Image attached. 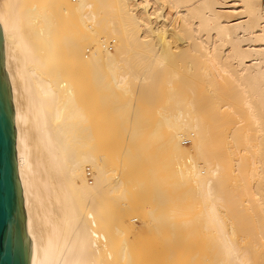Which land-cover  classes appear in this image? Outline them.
<instances>
[{
	"label": "bare ground",
	"instance_id": "bare-ground-1",
	"mask_svg": "<svg viewBox=\"0 0 264 264\" xmlns=\"http://www.w3.org/2000/svg\"><path fill=\"white\" fill-rule=\"evenodd\" d=\"M0 25L31 264H144L156 247L126 236L183 232L184 249L197 226L215 264H264V0H0ZM104 88L122 116L161 101L147 184L169 210H145L146 231L115 213L127 180L94 123Z\"/></svg>",
	"mask_w": 264,
	"mask_h": 264
},
{
	"label": "rangeland",
	"instance_id": "rangeland-1",
	"mask_svg": "<svg viewBox=\"0 0 264 264\" xmlns=\"http://www.w3.org/2000/svg\"><path fill=\"white\" fill-rule=\"evenodd\" d=\"M108 72V71H107ZM101 89V88H100ZM100 89H98L101 93H100V95L102 94V93H106V95L107 94H110V91H107L105 88L103 89V91L102 90H100ZM110 89V88H109ZM106 90V91H105ZM99 91H97V92H99ZM112 92H113V90H111ZM115 91H117V90H115ZM119 92H118V94L121 92V90H118ZM114 93V92H113ZM112 93V94H113ZM117 94V92H116V95H118ZM122 94H124V92L122 91ZM128 94V93H127ZM127 94L125 95L124 94V96H127ZM97 95H98V93H97ZM131 95H133V94H131ZM131 95H129L128 94V96L126 97V98H128V97H130ZM102 96V95H101ZM104 96V95H103ZM102 96V97H103ZM112 96V95H111ZM119 96V95H118ZM121 96V95H120ZM134 96V95H133ZM98 97H99V95H98ZM122 97V96H121ZM104 98V97H103ZM97 98V104L98 105H96V107L98 108L97 110V114H96V116H97V120H96V118H94V123H96V125H97V132L99 133V134H101V136H100V143H101V145H102V148H107V149H110V150H112V153H114V151H116V153H114V155H115V158H116V156H117V161H118V159L120 158H122L123 160H125L124 158L126 157V158H128V159H126L125 160V163H124V165H123V160H122V164H120V162L119 163H117V165L118 166H120L119 167V170L120 171H122L124 174H122L125 178V180H127V188L125 187V189H127V190H125V191H127V193L125 192V194H123V196H122V200H123V202H122V200L120 201L121 203H123V205L122 206H124V204H125V206L127 205V203H128V208H130V209H128L127 208V206H126V208H125V206H124V208L122 209V206L120 205L121 203L120 202H118V203H115V213L118 215L119 214V212H123V211H126L127 213L125 214L126 216H128L129 214H131V215H139L138 217H136L135 219H137V220H135L134 222H135V224H136V226H137V228L138 229H143V230H147V225H145L146 223H144L145 221L143 220V216L144 215H146L145 214V210H146V212H149V211H153L154 209V212L153 213H156L157 215H158V213H165V212H167L169 209V207L167 208V206L169 205V203L168 202H166L167 204H165V202L163 203L162 201H161V197L158 195H156V192H155V190L154 189H151V186L149 185V184H147V181H148V177H149V175L150 174H148V169H151L152 167H150V163H149V161H148V155H149V153H150V151H153V147H154V149H155V151H158L157 153L159 154V156L163 153V149H162V144H163V140H164V137L163 136H161V133L163 134V133H165V129L163 130L162 129V131L160 132V131H158V132H155L156 134H160V135H156V136H154V138H150V137H148V135L147 134H149V133H151V130L153 129V125H155L156 126V124H158V123H160V122H158V120L159 119H161L162 118V116H160V113L158 112V110H160V100H158V102H154V103H151V104H147V106L145 107L144 105H146V103H144V105H141V110H143L144 108H146V109H148V111H147V113H145L144 115H142V116H140L142 113H144V112H142L141 110H140V108L138 107V106H140L139 105V103L137 102V100H136V98H135V96L133 97V98H135L134 99V101L132 100V102H131V98L129 99V101H125V102H130V103H132V109H133V112L131 111V113L132 114H130V113H128L129 112V108H127V110H128V112H127V110H126V112L127 113H125V114H128V115H120V113H118V114H116L115 113V111H116V109H118V108H116L117 106H116V104L114 103V99L113 98ZM126 98H124V99H126ZM113 99V100H112ZM119 99V98H118ZM118 99H115L116 101L118 100ZM123 98H121L120 100H122ZM128 100V99H127ZM135 100H136V102H135ZM156 100V99H155ZM113 101V102H112ZM119 101V100H118ZM160 101V102H159ZM124 103V102H123ZM136 103H138V105L136 106ZM160 105H158V104ZM157 104V105H156ZM114 105V106H113ZM135 106H136V109H139V111L141 112V114L138 112V111H136V109H135ZM143 106H144V108H143ZM156 106V107H155ZM129 107L131 108V105H129ZM157 107H158V109H157ZM160 107V108H159ZM114 109V110H113ZM134 109H135V112H138L139 114H135L134 113ZM118 111V110H117ZM120 111V110H119ZM118 111V112H119ZM145 111V110H144ZM110 112V113H109ZM125 112V111H124ZM146 112V111H145ZM113 114V115H112ZM136 116H138V117H136V118H140V117H143L142 118V120L141 119H138V121H136L137 119L136 118H133L135 115ZM95 116V117H96ZM129 116H131V117H129ZM129 117V118H128ZM161 117V118H160ZM107 118V119H106ZM131 118V119H130ZM134 121H133V120ZM151 119H153V120H151ZM162 120H163V118H162ZM140 125V123H141V126H143L144 128H145V130H144V128L142 129V131H141V133H140V135L137 137H130V134H134L135 132V129L132 127V124L134 125L136 122ZM134 122V123H133ZM137 123H136V125H137ZM119 124V125H118ZM131 124V125H130ZM129 125V129H128V126ZM134 126V127H137V126H139V125H137V126ZM159 125H161V124H158V126ZM164 126H165V124H163ZM163 125H161L162 127L161 128H163ZM147 126H149V127H147ZM127 127V128H126ZM148 128V130H147V128ZM101 128V129H100ZM160 128V127H159ZM129 130L128 132L126 131V130ZM131 129H133V131H132V133L130 132L131 131ZM151 129V130H150ZM108 130V131H107ZM127 132V135H125V133ZM113 133V134H112ZM111 134V135H110ZM142 134V135H141ZM150 135V134H149ZM109 136V137H108ZM116 136V137H115ZM103 137H105V138H103ZM129 137V138H128ZM107 138H108V140H107ZM147 139V140H146ZM162 140V141H161ZM106 142V143H105ZM107 144L109 145V146H107ZM189 142H187V143H185L184 145H186V146H189ZM120 146V147H119ZM145 146V147H144ZM159 146V147H158ZM113 147V148H112ZM124 147H127L126 149H128V150H126V152L125 153H123L122 155H123V157H121L122 155H120L121 154V152H122V150H124L125 148ZM143 147V148H142ZM120 148V149H119ZM151 148V149H150ZM156 149H158V150H156ZM162 149V150H161ZM160 150V151H159ZM155 151H153L155 154H156V152ZM160 152V153H159ZM129 153V154H128ZM185 153V152H184ZM191 154H192V152H190ZM186 154H188V152H186L185 153V155ZM128 155V156H127ZM127 161V162H126ZM174 162L175 161H173V164H174ZM127 164V165H126ZM149 164V165H148ZM145 165H146V167H145ZM125 166H126V168H125ZM139 168V169H138ZM143 168V169H142ZM173 168V165H171L170 167H168L167 169H163V170H161L160 171V176H161V174H165L166 173V171L167 170H171ZM127 170V171H126ZM129 170V171H128ZM134 171V172H133ZM143 172V173H142ZM130 174V176H129V174ZM137 173V174H136ZM138 173H140V174H138ZM146 175V176H145ZM129 176V178H127V177ZM142 178H141V177ZM134 177H137V179L135 180V178ZM138 177H139V179H138ZM147 177V178H146ZM144 178V179H143ZM177 179V178H176ZM179 179V178H178ZM134 180V181H133ZM141 181V182H140ZM137 182H139V185H140V187H139V185H138V183ZM136 184L138 185V187H135L136 186ZM132 185H133V187H132ZM135 185V186H134ZM180 185V184H179ZM132 187V188H131ZM182 188V187H181ZM176 191L177 192H179L180 191V188H179V190H178V188H176ZM138 192V193H137ZM155 193V194H154ZM135 194V195H134ZM128 196V197H127ZM152 196V197H151ZM127 197V198H126ZM137 197V198H136ZM157 197V198H156ZM128 199V200H127ZM158 199V200H157ZM135 200V201H134ZM150 201V203H149V201ZM141 201V202H140ZM154 201V202H153ZM161 201V202H160ZM147 202V203H146ZM141 203V204H140ZM151 203H153V204H151ZM136 204V205H135ZM156 206H155V205ZM167 205V206H166ZM134 206H135V208H134ZM151 206H152V208H153V210H151L152 208H151ZM117 208V209H116ZM133 209H135L134 211H133ZM141 209V210H140ZM150 209V210H149ZM167 209V210H166ZM123 210V211H122ZM139 210V211H138ZM156 210H158V211H156ZM163 210H165V211H163ZM130 211V212H129ZM141 211V212H140ZM118 212V213H117ZM138 212H140V213H138ZM142 212H144V213H142ZM125 213V212H124ZM123 213V214H124ZM129 213V214H128ZM133 213V214H132ZM143 215H142V214ZM142 216H141V215ZM193 215V214H192ZM194 215H195V213H194ZM193 215V216H194ZM140 216L142 217V218H140ZM188 216H190V215H188ZM135 217V216H134ZM192 219H190V220H193V217L192 216H190ZM177 218H178V215H177ZM181 218V220H183L182 218H184V216L182 215L181 217H179L177 220H178V223H177V225H179V226H177V227H179V228H174V229H179L178 231L180 232V231H183V230H188L190 227H191V224H192V226H193V221L195 220V217H194V220L192 221V223L191 224H189V223H187V221H185L187 224H189L190 225V227L188 226V225H186L187 227H185L184 225V223L185 222H183L182 223V226L180 225L181 224V220H179ZM197 218V217H196ZM187 219V218H186ZM188 219H189V217H188ZM164 221H165V219H163ZM166 220H168V219H166ZM184 220H185V218H184ZM183 220V221H184ZM174 221H176L175 219H174ZM169 222V221H168ZM195 223V222H194ZM198 223V222H197ZM196 223V224H197ZM184 224V225H183ZM196 224H194L195 225V229H196ZM167 226H169V225H167ZM166 226V227H167ZM165 226H163V228L162 229H165L166 228ZM185 227V229H183V228ZM189 227V228H188ZM194 227V226H193ZM193 227L191 228V230H193ZM199 227L200 228H203V226L200 224L199 225ZM168 229H170L169 227H167ZM188 228V229H187ZM168 229H166V230H168ZM199 228H198V226H197V229L196 230H198ZM172 230V229H171ZM175 230V231H176ZM196 230H195V235H198L199 237L198 238H195V239H193L194 238V236H193V234L191 233V235L193 236V238H192V236H186L185 238H186V240H187V238L191 241V240H193V242L191 241V243H189L188 241H186V242H188V244H190V245H186L185 247H184V249H181L182 248V245L180 244V242L181 241H183V244H186V243H184V240L185 239H183L182 240V237L183 236H185V235H183L184 233L182 232V234L180 235L179 233L177 234V235H179L180 237H177V235H176V233H175V231H173L175 234H174V236L176 235V237L175 238H181V240L180 239H175L174 237H172L171 236V238L170 237H167L168 235H170V233L167 231L166 233H164V235L165 234H168V235H166V238H169L170 240L172 239V238H174L175 240L173 241V239H172V241L173 242H171L170 240H166L165 241V239L164 240H162L165 236H163V238H162V236H161V234H163V233H160L157 237L158 238H155V240L153 239H151L150 240V238H149V236H148V233H145L144 235V237L142 238V239H139L138 238V240L136 239V237H128V236H126L127 238H129L128 239V241H127V244L128 245H130L129 247L130 248H132L131 249V251H132V253L134 254L135 253V251H136V249L137 250H139L143 245L145 246V253H146V255H148V254H153L152 255V259L151 258H147V260L144 262V264H182V262H184L183 264H215V262H214V260L212 261V259H213V257H212V252L210 253L209 252V246L207 245L208 244V242H209V240L208 239H204L202 236H200V234L199 233H201V232H199V230H198V232H196ZM203 230V229H202ZM178 231H176V232H178ZM165 232V231H164ZM171 232V231H170ZM203 232L205 233L206 232V229H205V231L203 230L202 231V234H203ZM208 232V231H207ZM186 233V232H185ZM196 233H198V234H196ZM147 234V235H146ZM201 234V235H202ZM208 234V233H207ZM172 235V234H171ZM183 235V236H182ZM187 235H189V233L187 234ZM148 236V237H147ZM203 236H205L204 234H203ZM196 237V236H195ZM200 237H202L201 239H203L202 241H201V239H199ZM208 236L206 235V238H207ZM145 238V240H143ZM148 238V239H147ZM160 238H161V240H160ZM191 238V239H190ZM159 239V240H158ZM137 240V241H136ZM140 240V241H139ZM195 240V241H194ZM206 240V241H205ZM207 240H208V242H207ZM121 240L119 239L118 240V242H120ZM139 241V242H138ZM145 242V244L143 243V245L141 244L142 242ZM159 241V243H157ZM177 241V242H176ZM134 242V243H133ZM141 242V243H140ZM154 242V243H153ZM207 242V243H206ZM133 243V244H132ZM156 243V244H155ZM141 244V245H140ZM166 244V245H165ZM138 245V246H137ZM158 245H161V246H158ZM205 245V246H204ZM135 246V250H134V247ZM143 246V247H144ZM157 246H158V248H157ZM180 246H181V248H180ZM184 246V245H183ZM140 247V248H139ZM154 247H156L155 248V250H153V252L155 253H153V252H151V248H154ZM160 247V248H159ZM202 247V248H201ZM174 248H175V250H174ZM185 248H186V250H185ZM143 250V249H142ZM141 250V251H142ZM158 250H159V252H158ZM182 250H185V251H182ZM140 251V250H139ZM140 251V252H141ZM171 251H172V253H173V251H175V253L174 254H172L171 253ZM176 251H177V253H176ZM185 252L184 253V256H183V254H182V252ZM211 251V250H210ZM151 252V253H150ZM166 252H170L171 253V255H173V257H170L171 255H169L168 254V256L166 255ZM136 253L138 254V252L136 251ZM135 253V254H136ZM144 253V252H143ZM142 254V253H141ZM182 254V255H181ZM186 254V255H185ZM142 256V255H141ZM144 256V255H143ZM143 256L141 257L142 259H144L143 258ZM149 256V255H148ZM208 256H210L211 258L209 259L208 258ZM184 257V258H183ZM170 258V259H169ZM163 259V260H162ZM180 259V260H179ZM185 259V260H184ZM188 260V261H187ZM139 261H142V260H140L139 259ZM138 261V263L137 264H139L140 262ZM177 261V262H176ZM187 261V262H186ZM212 261V262H211ZM173 262V263H172ZM202 262V263H201ZM204 262V263H203ZM214 262V263H213ZM143 263V262H142ZM217 264V263H216Z\"/></svg>",
	"mask_w": 264,
	"mask_h": 264
},
{
	"label": "water",
	"instance_id": "water-1",
	"mask_svg": "<svg viewBox=\"0 0 264 264\" xmlns=\"http://www.w3.org/2000/svg\"><path fill=\"white\" fill-rule=\"evenodd\" d=\"M31 254L18 174L15 113L0 25V264H31Z\"/></svg>",
	"mask_w": 264,
	"mask_h": 264
}]
</instances>
